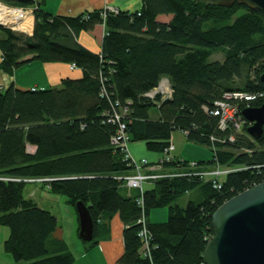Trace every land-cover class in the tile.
Here are the masks:
<instances>
[{"label":"trees","instance_id":"trees-1","mask_svg":"<svg viewBox=\"0 0 264 264\" xmlns=\"http://www.w3.org/2000/svg\"><path fill=\"white\" fill-rule=\"evenodd\" d=\"M9 3L34 7V26L28 36L0 25L1 71L11 75L32 61L67 62L83 76L44 90L13 84L0 90V226L10 230L3 250L15 264H75L64 245L52 242L56 216L23 195L26 184L19 180L40 178L50 179L45 182L49 191L66 197L72 208L78 201L88 207L94 239L81 241L88 249L97 244L101 220L117 214L124 227L118 264H202L205 239L213 234L212 213L264 180V127L255 140L246 133L248 123L238 131H221L219 118L210 113L227 92L254 97L236 102L240 115L264 104L259 78L264 71L263 15L236 3L220 7L196 0H143L137 11L118 10L103 20L102 10L72 18L44 12L41 0ZM159 15L171 19L161 22ZM96 24L104 26L105 35L95 54L75 35L78 26L91 30ZM216 52L225 59L210 61ZM163 78L172 95L148 97ZM115 113L122 115L130 143L144 142L151 152L163 154L175 130L211 152L209 161L195 162L194 169L190 161L174 158L161 167L197 173L215 165L234 170L220 178L221 189L211 180L177 175L156 179L144 190L151 236L147 258L139 253V194H128L121 180L132 167L111 144L119 129L111 122ZM231 135L234 140L228 141ZM30 146L33 154L27 151ZM192 190L201 200L181 206L178 198ZM157 208L167 209L166 222L149 221Z\"/></svg>","mask_w":264,"mask_h":264},{"label":"crops","instance_id":"crops-1","mask_svg":"<svg viewBox=\"0 0 264 264\" xmlns=\"http://www.w3.org/2000/svg\"><path fill=\"white\" fill-rule=\"evenodd\" d=\"M41 2V9L50 15H63L73 18L85 12H94V10H104L105 8L118 9L123 12H135L141 7L143 0H41ZM157 18L158 21L168 23L171 15H159ZM30 19L33 24L34 18ZM27 25V28L31 29L32 25L30 26L29 23ZM76 32V40L82 47L95 54L100 52L102 39L105 35L103 25L96 24L91 30H84L78 26ZM2 59V52L0 51V62ZM82 76L79 68L72 69L71 65L67 62L41 63L39 61H32L23 64L11 75H7L0 70V87L7 88L13 84L21 89L36 88L44 90L45 88L59 87L65 78L76 80ZM128 149L132 157L137 160L146 159L152 167H155L162 159L161 157H163L162 153L149 151L144 142L130 143ZM184 150L185 146H179L178 149L175 147L172 156L171 153L170 156L174 159L190 162L201 160L185 158ZM27 151L33 154L35 148L31 146L27 147ZM209 169L207 168L206 170ZM183 171L187 172V170H182L180 167L176 171V168L166 166L165 168L155 169L152 173L176 174ZM148 185L152 186L150 183ZM42 186L46 185L32 186L30 191L33 192V197L30 196V198L34 200L37 206L50 211L56 216L58 230L54 233L53 244L55 245L58 242L60 247L64 245L74 257L75 264H118V260L124 252L122 235L124 227L119 216L114 214L111 218L104 217L101 220L98 226L97 244L93 248L88 249L81 243L77 235L79 230L78 217L75 211H73L72 206L68 205L67 198L62 195H54L50 191L48 192L43 189ZM151 186H144V190L151 188ZM27 196L29 195L27 194ZM148 219L150 221V217ZM9 232L8 228L0 226V264H15L11 256L3 250V243L6 241L5 239L9 235Z\"/></svg>","mask_w":264,"mask_h":264},{"label":"water","instance_id":"water-1","mask_svg":"<svg viewBox=\"0 0 264 264\" xmlns=\"http://www.w3.org/2000/svg\"><path fill=\"white\" fill-rule=\"evenodd\" d=\"M196 1L220 7H232L236 3L258 10L264 17V0ZM259 78L264 83V71ZM242 116L250 124L246 130L249 137L260 139L264 104L243 109ZM74 208L78 217L77 235L81 241L91 242L94 225L89 209L82 201L76 202ZM210 220L213 234L202 251V264H264V181L223 202Z\"/></svg>","mask_w":264,"mask_h":264},{"label":"built area","instance_id":"built-area-1","mask_svg":"<svg viewBox=\"0 0 264 264\" xmlns=\"http://www.w3.org/2000/svg\"><path fill=\"white\" fill-rule=\"evenodd\" d=\"M11 0H0V25H2L4 28L11 29L15 32H21L23 34H30V31L25 30L24 28V22L30 18L33 17V10L34 7L30 8H24V7H16L10 5ZM118 12V9H112V8H105L102 10L101 16L104 20L108 13H114L116 14ZM12 13L16 14L18 16L17 20H9ZM32 24V22H31ZM33 25V24H32ZM72 69L78 68L74 64H70ZM158 85V87L154 88L151 92L146 93L148 97L152 98L155 95H162L163 98L170 97L172 95V90L170 87V82L166 78H163ZM2 87H0L1 90ZM35 88H33L34 90ZM152 94H155L152 96ZM254 97L252 95H247L244 92L238 91V92H227L223 95L221 100H217L213 104V109L210 111L214 117L219 118L218 120V128L221 131H225L229 129V127L233 128L234 130L238 131L244 124L248 123L244 120L243 116L240 115L239 107L236 104V102L246 100L249 101L250 99H253ZM127 109L124 111L126 112ZM111 122L117 124V127H119L118 131L114 136L111 137V144L118 149H120L121 152L124 154V159L128 161V164L132 167V172L128 175L123 176L121 178L122 181H124L126 187L129 190H136L138 191L139 196L136 198V202L141 210V216L138 218L137 223L141 225V229L138 232V236L142 239V250L143 252L141 255L145 258H147L150 252V240L151 236L147 231V223H146V216L144 212V202H143V194H144V183L145 182H155L156 179L159 178H166V177H174V176H197L198 178H203L206 181H212V185L214 188L221 189L220 187V178L221 176H224L231 171H234L233 169L229 170L224 168L223 166L215 165L213 169L209 171H201L197 173V171H188L183 173H177V174H166L161 175L159 173H152V169H150L152 166L149 164V162L146 159L137 160L134 159L128 149V145L130 143V138L128 136V133L126 131L125 123L121 121L123 118L122 115L118 114H112L110 115ZM249 124V123H248ZM250 125V124H249ZM183 135L185 133L182 132ZM233 136H229L228 141H233ZM174 151L173 142L172 139L170 140L168 148L165 149V152L163 153L162 159L156 164L155 167H161L164 162H169L173 160V157L170 156V153ZM195 162H189L188 167L191 169L196 168ZM154 167V168H155ZM144 168V169H143ZM264 179V176H263ZM28 181H32L31 179H27ZM37 180H43L46 182V180L50 179H34V181ZM264 181V180H263ZM210 237L206 238L205 240H209Z\"/></svg>","mask_w":264,"mask_h":264},{"label":"rangeland","instance_id":"rangeland-1","mask_svg":"<svg viewBox=\"0 0 264 264\" xmlns=\"http://www.w3.org/2000/svg\"><path fill=\"white\" fill-rule=\"evenodd\" d=\"M169 18V17H167ZM29 20V19H28ZM26 20L23 24L24 26L27 28V24L29 23V25L31 26V19L28 21ZM28 21V22H27ZM27 22V23H26ZM210 61H215V60H218V61H223L225 58H224V55L223 53L221 52H216L215 54H213L210 58ZM155 94H152V96H154ZM250 126V125H249ZM248 126V127H249ZM182 132L178 131V130H175V132L172 133V136H173V139H172V142H173V145L175 147H178L179 146H185V150H184V156L185 158L187 159H190V158H194L195 160H198V159H201L202 161H209V159L212 157L211 156V152L209 150V148L203 146V145H195L189 141H187L185 135L181 134ZM130 144V143H129ZM179 145V146H178ZM129 146V145H128ZM173 146V147H174ZM174 147V149H175ZM130 152V151H129ZM173 152H171V156H172ZM174 154H176V152H174ZM134 158V157H133ZM135 159V158H134ZM161 167H151L150 169L154 170V169H159ZM144 169V168H143ZM213 169V167H211L209 170ZM205 171H209V170H206V169H203ZM161 174V173H159ZM166 174H171V173H166ZM166 174H161V175H166ZM222 177V176H221ZM160 179V178H159ZM32 181H28L26 179H23V180H19V181H22L26 184L25 188H24V192H23V195L26 197V198H30V196L33 197V192L30 191L32 189V186H41V184H44L46 186H42L43 189H45L46 191L49 192V186L47 184H45V182L43 180H37V181H34V179H31ZM46 180V179H45ZM47 181V180H46ZM150 182H145L144 185L145 187L146 186H151V185H148ZM151 184V183H150ZM124 186L125 188L127 189V192L128 194L130 192H135L134 190H129L125 183H124ZM138 192V191H137ZM27 194L29 196H27ZM201 196H199V192L198 190H192L191 192H189L188 194H184L182 196H180L178 198V203L181 205V206H185L187 204V202H189V200H196V201H200ZM32 199V198H30ZM33 200V199H32ZM34 201V200H33ZM72 209H75V208H72ZM75 211V210H74ZM167 209L166 208H157V209H153L150 211V214L148 216V218L150 217V222L151 223H160V222H166L167 220ZM97 239V238H96ZM81 241V240H80ZM86 245V243H84ZM143 250H142V246L141 248L139 249V253H142Z\"/></svg>","mask_w":264,"mask_h":264},{"label":"bare ground","instance_id":"bare-ground-1","mask_svg":"<svg viewBox=\"0 0 264 264\" xmlns=\"http://www.w3.org/2000/svg\"><path fill=\"white\" fill-rule=\"evenodd\" d=\"M18 19V16L14 13H12L11 17L9 18V20H17ZM153 165V164H152Z\"/></svg>","mask_w":264,"mask_h":264}]
</instances>
